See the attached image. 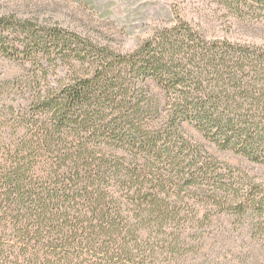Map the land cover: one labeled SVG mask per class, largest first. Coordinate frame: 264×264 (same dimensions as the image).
Listing matches in <instances>:
<instances>
[{"label": "trees", "instance_id": "16d2710c", "mask_svg": "<svg viewBox=\"0 0 264 264\" xmlns=\"http://www.w3.org/2000/svg\"><path fill=\"white\" fill-rule=\"evenodd\" d=\"M0 56L27 72L0 82L25 102L0 107V264H177L212 206L264 226V190L185 130L264 164L262 46L180 16L121 51L2 13Z\"/></svg>", "mask_w": 264, "mask_h": 264}, {"label": "rangeland", "instance_id": "374dc122", "mask_svg": "<svg viewBox=\"0 0 264 264\" xmlns=\"http://www.w3.org/2000/svg\"><path fill=\"white\" fill-rule=\"evenodd\" d=\"M228 2L0 0V14H16L47 25H58L121 51L134 49L157 29L171 25L183 16L202 28L210 39L226 37L264 48V9L257 10L247 19L237 20L227 10ZM26 75L22 62L0 56V82ZM24 103L22 93L14 88L0 94L1 108L13 105L17 112ZM1 121H4L3 117ZM5 124L14 125L11 116ZM185 130L189 137L203 145L221 163L231 165L235 175L241 178L246 176V190L251 183L252 186L256 184V193L264 190V164L251 161L234 151L219 149L190 124H185ZM202 213L203 219L197 223L196 244L177 264H264V226L256 228L249 216L241 217L224 208L212 206Z\"/></svg>", "mask_w": 264, "mask_h": 264}]
</instances>
